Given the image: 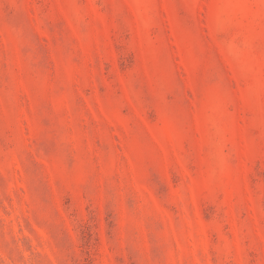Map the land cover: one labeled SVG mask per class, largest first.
I'll return each instance as SVG.
<instances>
[{
	"label": "rangeland",
	"instance_id": "1",
	"mask_svg": "<svg viewBox=\"0 0 264 264\" xmlns=\"http://www.w3.org/2000/svg\"><path fill=\"white\" fill-rule=\"evenodd\" d=\"M0 264H264V0H0Z\"/></svg>",
	"mask_w": 264,
	"mask_h": 264
}]
</instances>
